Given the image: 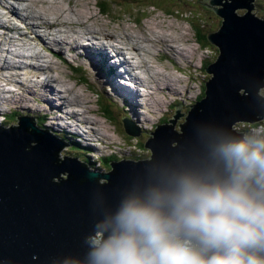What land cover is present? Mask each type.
Segmentation results:
<instances>
[{"label":"water","instance_id":"95a60500","mask_svg":"<svg viewBox=\"0 0 264 264\" xmlns=\"http://www.w3.org/2000/svg\"><path fill=\"white\" fill-rule=\"evenodd\" d=\"M202 4L221 18L219 28L206 34L218 54L205 68L204 95L179 130L177 106L169 122L146 132L149 159L112 160L102 172L76 157L58 158L69 143L36 128L31 116H16L17 126L0 128V264H82L90 250L85 236L97 220L173 175L205 170L221 129L264 120V18L253 11L254 0ZM121 120L129 135H139L130 119ZM251 133L234 128L236 136Z\"/></svg>","mask_w":264,"mask_h":264},{"label":"rangeland","instance_id":"374dc122","mask_svg":"<svg viewBox=\"0 0 264 264\" xmlns=\"http://www.w3.org/2000/svg\"><path fill=\"white\" fill-rule=\"evenodd\" d=\"M60 1L57 4L56 3L53 4L51 2V4H49L50 7L47 6V9L45 7L46 3L44 1H40V4L37 1H33L34 4L33 8L34 10L41 11L45 14L54 12L55 9L52 7L58 8V6H60L63 9L65 8L66 10L72 9V12H70V14L73 17H76L78 15L77 16L78 20L85 19L89 21L94 28H97L99 30L101 34L100 35L101 38L110 37L113 38V40L116 42L118 38L119 40H121L122 43L125 42L126 44L132 47L134 45H142V46L147 45L146 46L147 51L151 52L152 54L149 55L141 51L143 57H145L146 59L148 58L151 65L154 64V66L160 67L161 72L166 74V76L169 79L179 77L182 78V80L177 83V86H175L176 89H179L178 95L174 94L175 91H168V93H171L173 96L165 94L163 92H162L163 94L162 93L157 94L155 89V97L157 98V100L159 95L160 98L162 99L160 105H157L156 102L153 100L152 101L154 103L153 107L144 106L143 104L144 101L140 97H139V101L142 104L141 108L140 106L138 108V106H132L131 104L130 108L132 109L136 108L135 110L139 111L140 113L146 111L147 114L145 115L147 116V118H149L150 121V122H146L145 125L134 123L137 127H139L140 132L138 136H131L125 131L121 117L124 116V117H129L130 119L132 118L131 119L132 122L134 121L137 122L138 119L135 118L134 116L132 117L133 114H131L132 112L130 108H128L130 105L129 102H123V104H121V102L119 101L118 102L114 101V99H116L114 94L121 93L124 95L126 83L123 82L120 85L119 92L118 89L114 91V86L116 84H114L113 82H111L113 83V87L110 85L109 82L105 83V79L114 77L116 75V70H114L110 65L107 64L108 63V61L106 60L107 58L104 60V58L101 55L98 56L96 53L92 52L93 55L92 58L93 61L95 62V66L92 67L90 61L88 59L87 61L83 58L84 56L78 55V58L80 59L72 61L71 58L72 54H70L69 52L63 54L64 61L62 59H56V58H53L52 60V57H50V59L54 63L56 62L55 63V65L57 66L56 69L59 70V72H62L63 76L65 74L68 76L69 80L67 83L71 87V89L75 91V92L71 91V94L74 95L75 93H77L81 101L89 100L88 105L90 106L91 111L89 113H85V115H87V117H89L92 120L99 119V121L102 122L103 125L102 127L98 126V124H96V126L92 125V127L98 129L96 133H93V136L98 135V132L100 131L105 137H107V139L103 138V140H97V137L92 138L91 140L90 139L91 136L89 134H86L84 139L80 137L85 144L88 145L90 144L91 146L95 147L96 154L94 155H90L89 153L84 154L82 152L78 153L79 151L78 149H76L74 145H68L62 147L63 149H65V151H59L60 152L59 158H63V155L68 150V157L79 156V158L82 160H84V157H89L90 161L87 163L88 166L91 169L103 170L102 172H106L107 170L103 169L101 166H98V163L96 162L97 160L95 159V156L97 155L100 158L101 157L110 158L114 156L117 159L123 158V159L135 160V161L149 159L151 153L146 147H144V143L148 139L149 135L146 132H144L145 131L144 129L149 131L154 130V128L158 124L169 122L168 119L173 118L172 115L175 114V110H177V106L181 107V109L179 110V114H183V115H181L180 118L176 119L174 123V127L177 128L178 130L180 129L179 124L185 121V117L187 116L188 111L191 108V105L195 104V102L198 100V97L202 95L204 82L208 80L210 77V75L205 71V68L211 62H214L218 54L216 46L212 45L211 43L208 42V45L206 46L199 43V41L196 38L197 35L196 30L198 31V34L200 33L202 35L207 34L211 31H215L219 28L221 18L217 16L211 9L207 8L202 4V1L204 0H158L164 2L161 4L162 9L157 7L147 8V5L151 4L152 0H110L108 1L109 10L106 13H102L99 10L96 0H60ZM262 1L264 2V0ZM25 2L31 3V1L29 0ZM157 4L160 5L159 2ZM15 5L17 7V8L15 7L16 9L21 8L19 3H15ZM254 5L258 6L256 0H254ZM34 10L32 9V12L29 11V13L32 15V13H34ZM169 10L170 11L177 10V11L169 12ZM253 11L256 13L258 17L260 16L261 18H264V10L260 12L263 15H261L256 9H254ZM239 12H243V11L240 10ZM4 13L5 16L9 14L7 11H4L2 8H0V14L2 15ZM65 16L70 17L68 15ZM48 18L54 20V22L52 24H42L39 23V21H36L34 17L26 19L27 21L35 24V28L33 29L28 28L29 31L26 30L27 28L24 27V25H26V22L24 24H21V22H19L16 19L15 21L17 23L16 24L17 27L15 29L11 31H7L4 30L2 27H0V42L6 45L4 48H8L9 50L14 49L18 43H22L18 51L20 52L21 50V54L24 55L25 52H28L27 50L28 48H33L32 51L34 54L40 51L41 54L47 55V53L41 49L42 48V44H40L41 40L44 39L45 43L46 40L51 41L53 38L57 40H61L64 37L63 35L64 33L63 34L58 33L59 30L66 31L69 28L78 27L76 22H74L76 20L63 21L60 18H54V17H48ZM18 19L21 20V18ZM151 30H156V33L158 32L157 33L158 35L155 32L154 34H151ZM159 31L161 32V35ZM168 32H169V36H168L169 38L175 37V41L171 42V45L176 46V48L163 47V42L160 41V38L164 37V33H168ZM20 33L25 34L23 40L18 39L20 37ZM126 34L130 35V36L128 35L129 39L125 37ZM147 38L151 40L146 41ZM9 39H12L13 42L9 43L8 42ZM141 39H144L147 43L142 42ZM91 41L94 42V39H91ZM135 42L137 44H135ZM45 43L43 45H45ZM184 43L187 45L186 48L188 50V55L186 59H184V53H183ZM128 45H126V47H129ZM150 45H154V48H151ZM117 46L122 50H125L124 49L125 45L117 44ZM162 48H163L162 52H157V50L161 51ZM77 49L78 51L81 50L85 51L81 47ZM176 49H179L180 51L177 52L175 51ZM88 52L90 53V51H86V53ZM166 52H168L170 55L166 54ZM83 53L85 54V52ZM109 55L113 57L114 53ZM157 55H159L161 59L156 60L155 58L158 57ZM175 56L178 57L176 61H174L173 59V57ZM81 61H84L85 64H87L88 62L89 64L85 65L83 62L82 64ZM80 65L82 66L80 67L81 68L80 71L72 69L74 67H79ZM108 68L111 69V76L108 73ZM97 69L100 71V73L98 72ZM26 73H28L29 75V72L26 71ZM150 76L152 77V75ZM25 77L26 76L24 75L20 79L19 77H17L15 78V80H13L18 86V88H20V84L21 82H23L21 81V79ZM125 78L130 80V78L127 76H125ZM33 80L36 81L38 80V78L33 77ZM27 82H29L28 79ZM174 83L173 81H171V84ZM6 84H8V82ZM102 84H104V88L103 90H100L99 85ZM132 85H135V83L133 82ZM153 86H156V84H154ZM6 87L9 88L10 90L15 89V86L11 84ZM55 88L61 90V88H59L58 86H55ZM9 89H7V92H10ZM97 89L103 95V97H105V99L107 100V104L111 107L114 119L108 118L105 115V113H103L101 106L98 104V101L100 102V97H99L100 95H98ZM260 90H262L261 94L264 95V88H260ZM63 95L67 99L66 101H63V105L65 109L68 111L67 113H69L70 115H75L71 111L72 110L71 108L74 107L72 104L74 103V100H72V98L74 97L71 98V96L65 95L64 93ZM122 97L123 98L126 97L125 99H127L126 95ZM127 100L129 101V98ZM10 101L12 102V98L10 99ZM9 102L0 103V125H2L1 122L3 119V114L7 113L11 117L15 116L16 110L12 107V103ZM16 107H17L16 109L19 108L22 109V107H20L19 105H17ZM46 108L52 110L51 106H47ZM18 112L20 114L21 111ZM27 112L28 111H24V113ZM60 113L59 115L62 116L63 115L62 113H65V111H63L61 114ZM28 114L31 116L33 115L31 112H28ZM23 115L24 114L20 116ZM58 118L61 119L60 117ZM35 120L36 119H34V121ZM12 124H14V122H12ZM37 124L35 121V126H37L38 128L39 125ZM49 124L47 123V125ZM9 126L10 125H7L6 127ZM233 127L250 128L249 129L250 131H252V129L254 128L251 127L249 123L241 122V121L236 122ZM59 128H66V127H59ZM70 131L76 134L78 133L76 130H73L72 128H70ZM50 133L52 134V132ZM113 159L115 160V158ZM100 181L102 182L103 178Z\"/></svg>","mask_w":264,"mask_h":264},{"label":"clouds","instance_id":"9594fccd","mask_svg":"<svg viewBox=\"0 0 264 264\" xmlns=\"http://www.w3.org/2000/svg\"><path fill=\"white\" fill-rule=\"evenodd\" d=\"M257 124L242 136L221 129L205 170L173 175L97 220L82 264H264V121Z\"/></svg>","mask_w":264,"mask_h":264},{"label":"bare ground","instance_id":"6f19581e","mask_svg":"<svg viewBox=\"0 0 264 264\" xmlns=\"http://www.w3.org/2000/svg\"><path fill=\"white\" fill-rule=\"evenodd\" d=\"M25 1L27 0H0V8H2L4 11H7L9 13L6 16H5V13L2 15L0 14V26L4 30L11 31L15 29L17 27L16 25L17 23L15 21L16 19L19 22H21V24H24L26 22V25H24V27L27 28L26 30H28V28L33 29L35 28V24L26 20L31 17H34L36 21H39V23H42V24H52L54 22V20L48 17L60 18L63 21L76 20L74 22H76L78 27L77 28L72 27L66 31L59 30L58 33L60 34L64 33L63 34L64 37L61 40H57L53 38L51 41L46 40V43L44 39L41 40V43H40L42 44L41 49L45 51L47 55L41 54L40 51L34 54L32 51L33 48H28V47H27L28 52H25V55H24V54H21V50L20 52L18 51L22 43H18L14 49L9 50L8 48H4L6 45L0 42V103L9 102L10 99L12 98V102L11 101L10 102L12 103V107L16 110V113H15L16 116H20L22 114L31 116L28 114V112H31L33 114L31 117H33L34 119H36V121H38V124H37L39 125L38 129L47 128L49 132L60 133V135L65 134L69 137V140L73 139L74 141H76L75 138L76 136H78L79 141H76V142H78L81 145L78 147L80 152H84L85 146L86 147L89 146L88 144H83L81 142V140L85 138L86 134H89L91 136L90 138L91 140L92 138H95V137H97V140H103V138L107 139V137H105L100 131L98 132V135L93 136V133H96L98 129L92 127V125L96 126V124H98V126L102 127L103 126L102 122L99 121V119L92 120L89 117H87V115H85V113H89L91 111L90 106L88 105L89 100L81 101L77 93H75L74 95L71 94V91H74V90H72L71 87L67 83L69 80L68 76L66 74L63 76L62 72H59V70L56 69L57 67L55 65L56 62L54 63L52 61L53 58L63 60V57H64L63 54L68 53V52L72 54L71 56L72 61L80 59L78 58V55L84 56L83 58L85 60L88 59L92 67L95 66V62L93 61V58H92L93 57L92 52L96 53L98 56L101 55L104 58V60L107 58L106 59L108 61L107 64L110 65L114 70H116V75L114 77L105 79V83L109 82L112 87H113V83L116 84L114 86V91L118 89V92H119L120 85L116 83L117 77H124V76L129 77L131 80V81L129 80L131 87H125V93H124V95L127 96V99L129 98V101L125 99L126 97L123 98L122 96L124 95L121 93L114 94L116 98L114 99V101L118 102V98H121L123 102L130 103L128 108H130L131 104L132 106H138V108L140 106L141 108L142 104L139 101V97L143 99L144 106L153 107V104H154L152 102L153 100L156 102L157 105H160L162 102V99L160 98V95H159L158 100H157V98L155 97V89H156L157 94L159 93L161 94L163 92L165 94L172 95L171 93H168V91H175L174 94L178 95L179 89H176L175 86H177V83L180 82L182 78L176 77L173 79H169L166 76V74L161 72L160 67L154 66V64L151 65L148 58L146 59L145 57H143L142 52H141L143 51L144 53H147L149 55L152 54L151 52L147 51L146 49L147 45H144V46L134 45L132 47L126 44L125 42L122 43L121 40H119L117 37H116L117 42L114 41L113 38H110V37L102 36L103 38H101L100 37L101 34L99 30L97 28H94L93 25H91L89 21L85 19L78 20L77 19L78 15L76 17H73L70 14V12H72V9L66 10L65 8L63 9L62 7L57 5L58 8L52 7L55 9L54 12L45 14L41 11H36L33 8V5H34L33 1H37L39 2V4H40V1H44L46 3L45 7L47 9V6H49L51 2L53 4L54 3L57 4L60 0H29L31 1V3H28ZM15 3H19L21 8L16 9L17 7ZM32 9L34 10V13H32L31 15L29 11L32 12ZM65 15H68L70 17H67ZM18 18H21V20H19ZM154 32L156 33V30H151V34H154ZM128 35L129 34H126L125 37L128 38ZM160 35H161V32H160ZM168 36H169V32L164 33V37L160 38V41L163 42V47L164 48H176V46L171 45V42L175 41V37L169 38ZM23 37H25V34L20 33V37L18 39L23 40ZM178 37H181V36H178ZM91 39H94V42H92ZM150 40L151 39L149 38L146 39V41H150ZM141 41L146 42L144 39H141ZM8 42L12 43L13 40L9 39ZM44 43L45 45H43ZM117 44L125 45L124 49L126 51L119 48ZM135 44L137 43L135 42ZM126 45H128L129 47H126ZM186 46L187 45L184 43L183 45L184 59H186L188 55V50ZM79 47L83 48L85 51L83 50L78 51L77 48ZM150 47L154 48V45H150ZM127 48L130 50L131 55ZM86 51H90V53L89 52L86 53ZM162 51H163V48L161 51L157 50V52H162ZM175 51L178 52L180 50L176 49ZM83 52H85V54ZM112 53H114L113 55L114 58L109 55ZM166 54H169V53L166 52ZM157 56L158 57L155 58L156 60L161 59L159 55ZM50 57H52V60L50 59ZM173 59L174 61H176L178 57L175 56L173 57ZM82 62L84 63V61H81V63ZM87 64L89 63L87 62ZM80 67L82 66L80 65L79 67H74L72 69L73 70L81 69ZM26 71L29 72L30 77L28 73H26ZM98 72L100 73L99 70ZM24 75L26 77L21 79V81L23 82H21L20 88H18V86L13 80H15V78L17 77H19L20 79ZM150 75H152V77ZM33 77L38 78V80L36 81L33 80ZM27 79L29 80V82H27ZM171 81L175 83L171 84ZM7 82L8 84H6ZM133 82L135 83V85H132ZM10 84L15 86L14 90H10L9 88L6 87ZM154 84H156V86H153ZM55 86H58L59 88H61V90L56 89ZM140 87H142L141 88L142 93H140V90H139ZM103 88H104V84L99 85L100 90H103ZM7 89H9L10 92H7ZM62 92L65 95L71 96V98L74 97L72 98V100H74V103L72 104L75 107V109L74 107H72L71 111L75 115H70L69 113H67L68 111L65 109L63 105V101H66L67 99L63 95ZM49 99L53 101H50ZM17 105L22 107V109L20 108L16 109ZM47 106H51L52 110L47 109L46 108ZM135 109L136 108L134 109L130 108L132 112L131 114H133L132 117L134 116L135 118L138 119L137 122L134 121L136 124L145 125L146 122H150L149 118H147V116L145 115L147 114L146 111L140 113L139 111H136ZM18 111H21L20 114ZM24 111H28V112L24 113ZM63 111H65V113H62ZM60 112L63 114L62 116L59 115ZM55 116H58L61 119ZM38 118L42 119L43 123L41 124H44L46 127H40L41 125H40V121ZM47 123L48 124L50 123V124L47 125ZM16 124L17 122L14 121V126H17ZM59 127H66V128H59ZM70 128H72L73 130H76L78 132L77 133L78 135L74 132L71 133ZM144 130H145L144 132L152 131V130L149 131L146 129ZM67 143H69V145H72L71 140ZM92 148L95 149V147H92ZM59 151H65V149L61 148ZM59 151H58V158H59V153H60ZM92 153L93 155L96 154L94 150H92ZM63 156H68V150L65 152ZM97 156H95L96 160H97ZM77 161H80V160L77 159Z\"/></svg>","mask_w":264,"mask_h":264},{"label":"trees","instance_id":"16d2710c","mask_svg":"<svg viewBox=\"0 0 264 264\" xmlns=\"http://www.w3.org/2000/svg\"><path fill=\"white\" fill-rule=\"evenodd\" d=\"M96 1H97L99 10L102 13H106L109 10V4H108L109 2L108 1H110V0H96ZM158 2H159L160 5L157 4ZM256 2L258 4V6H256V10L260 13V12H262L264 10V2L262 0H256ZM162 3H164V2H161V1H158V0H152L151 4L147 5V8L157 7V8L162 9V6H161ZM162 11H165V10H162ZM173 11H177V10H172V11L169 10V12H173ZM260 14L263 15L262 13H260ZM196 33H197L196 38L199 41V43L204 45V46L208 45V41L206 39V34H204V35H202L200 33L198 34L197 30H196ZM77 71H80V69H77ZM98 95H100L99 96L100 97V102L98 101V104L101 106V109H102L103 113H105V115L108 118L114 119L111 107L107 104V100L105 99V97H103V95L99 91H98ZM203 95H204V86H203L202 95L198 97V100L201 97H203ZM15 119H16V115L14 117H11L9 114L5 113L3 115V119H2V122H1L2 125H0V127H6L7 125L14 126V124H12V122H14ZM38 119L40 121V125H41L40 127H46L44 124H41V123H43L42 119L41 118H38ZM115 121H117V120H115ZM119 121H121V120H119ZM16 122L18 124V119H16ZM251 125H252V127H257L258 124H251ZM247 129L249 130L250 128H247ZM53 134L55 135L56 138L61 139L62 141L66 142V143L71 140L72 145H74L76 147V149H78V147L81 146L78 142L74 141L73 139L69 140V137L67 135H65V134H61V135H60V133H53ZM139 146H141V145H139ZM84 150L85 151L82 152V153L87 154L89 152L92 153V150H94V149L92 147H85ZM78 151H79V149H78ZM78 153H80V151ZM113 158H115V160H119V158L117 159L114 156H112L110 158L109 157H106V158L105 157H101L100 158L99 156H97L98 166H101L103 169L108 170L110 168V163L109 162L114 160ZM76 159L80 160L81 163H83L85 166L89 167L88 164H87L90 161L89 157H84V160H82V159L79 158V156H77Z\"/></svg>","mask_w":264,"mask_h":264}]
</instances>
